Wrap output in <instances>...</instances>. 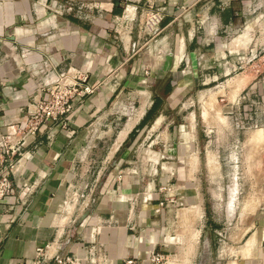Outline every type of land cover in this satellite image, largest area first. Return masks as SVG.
<instances>
[{
  "label": "crops",
  "instance_id": "crops-1",
  "mask_svg": "<svg viewBox=\"0 0 264 264\" xmlns=\"http://www.w3.org/2000/svg\"><path fill=\"white\" fill-rule=\"evenodd\" d=\"M71 68L92 92L67 127L28 138L0 202V264L38 248L50 263L154 264L151 252L176 248V219L203 233L183 264L228 250L233 264H264V206L243 214L251 225L229 231L230 247L213 242L241 198L219 172L264 170V0H0V135Z\"/></svg>",
  "mask_w": 264,
  "mask_h": 264
},
{
  "label": "built area",
  "instance_id": "built-area-1",
  "mask_svg": "<svg viewBox=\"0 0 264 264\" xmlns=\"http://www.w3.org/2000/svg\"><path fill=\"white\" fill-rule=\"evenodd\" d=\"M86 75L75 68L60 72L55 78L43 86V95L37 103L36 111L18 125L16 131L0 135V202L10 203L14 190L12 179L18 160L23 156V149L30 136H35L42 130L59 123L68 126V116L74 109V102L92 92ZM46 248H38L35 257L30 262L22 264H82L86 258L75 254H58L49 262ZM165 255L153 251L149 258L154 264H164ZM94 264L93 259L89 260ZM132 264L133 261L127 262Z\"/></svg>",
  "mask_w": 264,
  "mask_h": 264
},
{
  "label": "rangeland",
  "instance_id": "rangeland-1",
  "mask_svg": "<svg viewBox=\"0 0 264 264\" xmlns=\"http://www.w3.org/2000/svg\"><path fill=\"white\" fill-rule=\"evenodd\" d=\"M242 125V123H241ZM244 129V128H243ZM155 141V140H154ZM158 146V145H157ZM145 155L144 152L142 153V156ZM116 158V156H115ZM143 157L140 158L139 163H142ZM228 161H226L227 163ZM233 170V169H232ZM230 169V166H226L223 169V172H219L218 170L214 171L215 174L224 173L229 174L228 177H230L233 180H238V182H241V186L235 187L237 190V194L240 195L241 198H238V202L236 204V218L233 220L228 219H217V224H219L220 228L219 231H222L221 233L216 235H213V242L216 243L221 248H227L230 247L229 243V231L232 230L233 227L236 226L237 223H241L242 225H251V219H244V216L247 214H254V211L259 208V206H264V203H258L256 201V194L258 191H261V188L253 186H247L245 183L248 181L250 184L251 180H254L256 178V175H259L261 177H264V170L261 165L259 171H253V170H244V166L236 167V170L232 171ZM252 171V172H251ZM207 178H209V173L207 172ZM216 178H218V175H216ZM226 178V176H225ZM254 180L253 182H255ZM264 182V180L260 181ZM237 198H231L230 200V208L231 210L235 209V202ZM248 204V205H247ZM246 205V206H245ZM224 208V204L222 205ZM247 208V209H246ZM242 211V219L240 221L239 219V213ZM246 214V215H243ZM194 220L184 219L182 222H178L177 219L174 221L173 225L171 226V231L174 233L173 236H175L178 240V243L176 244V248L165 255L164 257V264H183L182 260L189 256V254H193L195 248L199 243L203 240V233L200 235L199 228L197 226L192 225ZM248 227V226H247ZM230 228V230H229ZM235 239V237H234ZM228 252L222 253V260L218 264H233L234 259L235 262L237 261V258L235 254L228 255ZM211 255L213 256V253L209 255L208 259L211 258Z\"/></svg>",
  "mask_w": 264,
  "mask_h": 264
},
{
  "label": "bare ground",
  "instance_id": "bare-ground-1",
  "mask_svg": "<svg viewBox=\"0 0 264 264\" xmlns=\"http://www.w3.org/2000/svg\"><path fill=\"white\" fill-rule=\"evenodd\" d=\"M248 205V204H247ZM246 206V205H245ZM247 209V208H246ZM250 244V243H249ZM252 246V245H251Z\"/></svg>",
  "mask_w": 264,
  "mask_h": 264
}]
</instances>
